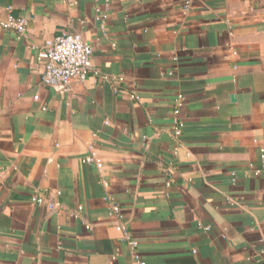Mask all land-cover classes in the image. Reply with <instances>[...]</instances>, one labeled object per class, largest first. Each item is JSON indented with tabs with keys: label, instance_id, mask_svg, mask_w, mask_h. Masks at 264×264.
I'll return each instance as SVG.
<instances>
[{
	"label": "crops",
	"instance_id": "0c3cea01",
	"mask_svg": "<svg viewBox=\"0 0 264 264\" xmlns=\"http://www.w3.org/2000/svg\"><path fill=\"white\" fill-rule=\"evenodd\" d=\"M8 15L27 27L0 30V264L264 260V0H0ZM63 33L92 46L70 92L41 84Z\"/></svg>",
	"mask_w": 264,
	"mask_h": 264
},
{
	"label": "built area",
	"instance_id": "2783aa9c",
	"mask_svg": "<svg viewBox=\"0 0 264 264\" xmlns=\"http://www.w3.org/2000/svg\"><path fill=\"white\" fill-rule=\"evenodd\" d=\"M187 8V6H185ZM12 8H8L10 13ZM27 22L24 18H14L8 15L6 20H0V30H13L19 36H24ZM46 63L41 73V84L59 92H70L74 83H82L92 71V46L86 42L80 34L63 33L48 41L44 45ZM175 134L180 135V129L176 128ZM84 163L95 162L93 157L83 159ZM101 168L100 165H97ZM110 205L109 215L117 219L116 230L122 234V238L132 250H136L138 242L131 237L124 215L116 202L107 199ZM30 202L36 206H44L49 212L58 211L57 204L35 191ZM82 208L78 207L74 212L79 216ZM136 264H145L139 258ZM255 264H264L262 258H257Z\"/></svg>",
	"mask_w": 264,
	"mask_h": 264
}]
</instances>
